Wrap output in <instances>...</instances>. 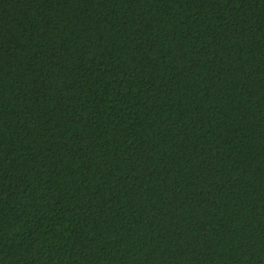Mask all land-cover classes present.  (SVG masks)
<instances>
[{
    "label": "trees",
    "instance_id": "obj_1",
    "mask_svg": "<svg viewBox=\"0 0 264 264\" xmlns=\"http://www.w3.org/2000/svg\"><path fill=\"white\" fill-rule=\"evenodd\" d=\"M0 264H264V0H0Z\"/></svg>",
    "mask_w": 264,
    "mask_h": 264
}]
</instances>
